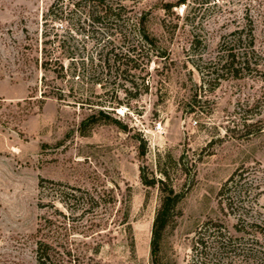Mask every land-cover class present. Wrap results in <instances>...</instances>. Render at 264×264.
<instances>
[{
  "label": "rangeland",
  "instance_id": "1",
  "mask_svg": "<svg viewBox=\"0 0 264 264\" xmlns=\"http://www.w3.org/2000/svg\"><path fill=\"white\" fill-rule=\"evenodd\" d=\"M87 1L0 0V97L15 117L0 124V264H37V229L55 218L74 227L68 239L80 261L72 264H149L159 185L143 184L141 168L183 194L160 242L164 264H253L246 233L230 254L215 253L208 236L192 247L208 219L240 235L235 215L218 204L237 167L262 181L256 209L264 221V0H208L200 10L199 0H105L120 19L91 27L96 8L87 12ZM139 27L149 40L139 39ZM43 48L63 63L62 74L57 64L42 69ZM110 51L130 58L114 63ZM225 54L247 66L213 71ZM74 66L83 76L71 75ZM59 92L64 100L51 95ZM76 101L109 106L111 119L82 133L90 111ZM57 189L79 196L74 209ZM87 192L102 196L99 206L87 208ZM54 224L42 228L45 239Z\"/></svg>",
  "mask_w": 264,
  "mask_h": 264
},
{
  "label": "trees",
  "instance_id": "2",
  "mask_svg": "<svg viewBox=\"0 0 264 264\" xmlns=\"http://www.w3.org/2000/svg\"><path fill=\"white\" fill-rule=\"evenodd\" d=\"M59 1V0H58ZM208 0H199L196 1V6L193 7L195 10H200L205 4H207ZM185 5V7L188 6V0H179L176 5ZM87 12L90 11V9H95V15H93L94 11H92V19L90 20L87 25L91 27V25L94 22H98L99 24L105 23L103 22V18H110L111 22H118L120 19V13L118 11L114 10L113 4L111 2L105 3V0H88L86 5ZM172 7L171 3H166L164 5V8L168 10ZM194 13V12H193ZM88 16H90L87 13ZM88 18V17H87ZM77 23H81L80 19L76 21ZM71 23L72 26L77 23ZM84 22V21H82ZM83 27V25H80ZM107 27V25H105ZM104 26V27H105ZM105 27V28H106ZM137 34L139 39L142 41L149 40L148 34L144 30V28H137ZM47 41H44V44H46ZM60 46H63L64 40H62L60 43ZM44 52V55L41 60V67L44 71L49 70L50 66L52 64H57V67H54L52 70L56 73V75H60L63 73V63L58 60V58H51L47 57L46 49H42ZM127 53L129 52L126 50ZM69 52V51H68ZM111 60L114 63H120L123 56L125 58V61L130 58V55L126 53H122V51L118 52H112ZM69 54V53H68ZM69 56V55H68ZM72 57V56H70ZM92 62V61H90ZM105 63L106 60H103ZM234 60V54H225L222 56H219L216 61H214L213 64V71L215 70H222V68H233L235 71L242 70L245 66H247L248 61H241L238 62V64H235ZM84 65V62H81ZM235 64V67H233ZM121 65H116L115 67V75L120 76V71H124V69H121ZM109 67V65H108ZM58 68V69H57ZM77 67H73V71L71 72V75L76 76L77 78L81 74L83 76V73H76ZM212 73V72H211ZM95 83H100L99 81H96ZM70 90L73 92L72 88L70 87ZM41 94H44L41 93ZM71 94V93H70ZM52 96H54L57 100H64L65 94L62 92L60 93H52ZM45 96V94H44ZM70 96V95H68ZM77 98V97H76ZM79 99V98H78ZM81 102L80 106H84L83 104L86 103L87 110L90 111L88 115H86L81 121H80V131L82 133L86 132V128H90L93 125L104 122L105 119H111L109 116V113L113 111L112 109H109L107 105L102 104H95L98 105L97 107H94L93 103L91 102H83V101H76L74 103ZM20 103H17L19 105ZM8 107L4 104L3 99L0 97V124L7 126L10 122L14 120L15 117L13 115L11 118L9 117V113H6L3 111L4 108ZM246 121H243L242 126L247 128L251 126V123H245ZM144 151L141 150L140 154H143ZM255 173L253 170H251L249 167H237L233 173L221 184L219 191H218V204L220 207V210L225 214L224 209L227 208L231 213H233L236 218V222L232 225L234 228V231L239 233L240 235H234L230 233L221 222L218 220L208 219L205 222H203L199 229L196 231V234H198L196 241H194V245L192 249H197V246L199 244L205 243V237H212L213 242V248L215 250V253L221 255L230 254L234 252L236 249H239L238 246H241L240 240L244 238L243 234L246 233L248 235L249 239V248L248 255L249 258H252L253 264H264V221L262 219H259V211H257L256 206L259 199V194L261 192L260 190V182L262 181H256V179L253 181H249V174ZM140 179L143 184L147 186L155 185V183H158L159 185V202L155 209L152 226H151V237H150V260L149 264H164L161 261V257L159 256V246L160 242L163 237V233L166 230V228L175 220V218L179 215L180 209H179V202L182 199L183 194L180 192H177L174 190V188L168 184L164 178L155 179V177H152L148 179L144 173V168L140 169ZM42 184V183H41ZM41 186V185H40ZM58 196H60V199L62 200V203H64V206L66 209L72 210L75 207H73L75 200L79 198L75 193L72 191H64L63 189H57ZM87 198L90 201V203H86V206L88 209L95 208V206H99L100 200H102L101 195H92L90 193H86ZM247 200L248 202H251L249 205H246L245 207L236 205L234 200H236L238 203L242 205L243 200ZM238 207H243L244 211H239ZM126 208V207H125ZM56 213L62 218H65V214L56 209ZM128 212L124 211L123 214V220L124 222H128ZM50 223H56L54 224V237H49L48 239H45L46 236L42 232V228L50 227ZM128 228H130L129 223H127ZM73 225L67 223L65 225L63 221H59L57 218L55 219H44L43 223L40 225V227L37 229V233L39 234V237L36 241L35 246V259L37 264H72L79 262V258L76 255V248L72 246L73 240L68 239L71 235V231L73 230ZM57 229H64V234L66 236V242L64 245H61L56 239L58 238V234L61 233L58 232ZM71 238V237H70ZM241 249V248H240ZM98 250L97 248L94 249V254H97Z\"/></svg>",
  "mask_w": 264,
  "mask_h": 264
},
{
  "label": "built area",
  "instance_id": "3",
  "mask_svg": "<svg viewBox=\"0 0 264 264\" xmlns=\"http://www.w3.org/2000/svg\"><path fill=\"white\" fill-rule=\"evenodd\" d=\"M157 126H159V124H157Z\"/></svg>",
  "mask_w": 264,
  "mask_h": 264
}]
</instances>
